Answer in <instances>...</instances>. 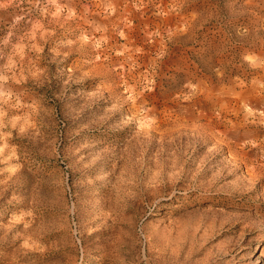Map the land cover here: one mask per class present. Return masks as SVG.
Here are the masks:
<instances>
[{
  "label": "rangeland",
  "instance_id": "rangeland-1",
  "mask_svg": "<svg viewBox=\"0 0 264 264\" xmlns=\"http://www.w3.org/2000/svg\"><path fill=\"white\" fill-rule=\"evenodd\" d=\"M0 264H264V0H0Z\"/></svg>",
  "mask_w": 264,
  "mask_h": 264
},
{
  "label": "bare ground",
  "instance_id": "bare-ground-1",
  "mask_svg": "<svg viewBox=\"0 0 264 264\" xmlns=\"http://www.w3.org/2000/svg\"><path fill=\"white\" fill-rule=\"evenodd\" d=\"M252 165V164H251ZM256 167V166H255ZM249 177V176H248ZM250 178V177H249ZM237 189V188H236Z\"/></svg>",
  "mask_w": 264,
  "mask_h": 264
}]
</instances>
